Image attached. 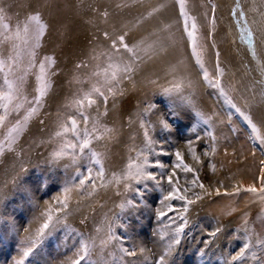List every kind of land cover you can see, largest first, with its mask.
I'll list each match as a JSON object with an SVG mask.
<instances>
[{
    "label": "rangeland",
    "instance_id": "374dc122",
    "mask_svg": "<svg viewBox=\"0 0 264 264\" xmlns=\"http://www.w3.org/2000/svg\"><path fill=\"white\" fill-rule=\"evenodd\" d=\"M103 1L105 3L102 0H0V7L5 10L3 15L7 18L5 22L13 27L29 15H41L48 27L40 40V46L36 49L37 60H42L45 56L55 59L49 78L51 87L37 114L27 121L11 145V150L5 144L4 151L0 153V264H20L21 261L23 264H74L85 244L93 249L92 254L82 260L81 264H160L159 258L165 252L155 250L154 246L166 249L168 240L165 237L162 240L160 232H171L181 221L177 219L176 223L172 224L167 217L161 220L158 213L162 210L167 212V204H171L178 212H183L182 201L161 203L163 197L171 190L166 177L173 172L176 173L174 183L178 179V187H187L189 191L186 195L194 202L188 205V211L184 213L187 224L181 234L180 243L175 245L171 254L166 257V264H264V245L260 243L264 241V202L244 191L248 187H264V164L261 163L264 161V145L251 138L249 125L235 109L225 103L219 91L204 82L196 58L192 55L176 0L174 2L181 30L187 41L188 53L201 81L205 84L204 94L212 99L216 110L222 115L220 122L223 130L214 129L210 123L199 122L197 109L204 110L206 107L203 104L198 103L201 107L198 105L196 110L178 107L176 104L172 108L169 101L171 94H165L159 89L172 86L174 80L179 77L175 72L176 68L171 66L170 55L167 53L169 50L165 52L166 46L172 48L171 39L162 34L163 29H159L156 32L159 39L155 43L141 44L142 48L153 46L147 52L145 63L150 61L158 65L162 79L158 90L156 87L149 91L158 93L155 99L148 100L151 105L150 113L148 110L147 113L142 110L141 104L144 103L143 106L146 107L147 101L141 102V99L137 98L139 84L142 86L137 72L139 67L133 74L135 85H130V80L124 79L115 97L109 94L106 106L98 99L97 105L86 109V112L95 117L97 109L100 113L107 111V115L100 117V122L112 131L92 144L93 150L102 157L107 180L112 178V173L118 174L119 169L125 168L129 157L135 158L144 148V129L140 126L143 122L155 141L154 148L158 153L150 156V161L159 160L165 164L164 178L160 179V186L153 181H147L146 184L133 182L131 188L126 189L123 183L114 182L113 198L110 189L108 194L105 187H99L97 181L95 192L88 195L91 184L87 183L85 190L81 191L76 174L79 172L87 176L86 168L92 167L94 176L98 166L90 164L87 157L78 164H74L68 157H53L54 150L60 144V140L54 135L58 130L59 119L73 111L66 105L77 98L81 89L88 90L97 79H103L93 77L92 73L107 66L106 57H100L99 60H94L93 57L97 55V48L103 47L107 52L111 39L119 36L116 34L110 40L105 37L98 39L99 33L102 32L104 36L105 22L115 30L121 29L127 38L129 32L134 31L133 27L140 28L139 22L144 25L149 20L153 24L163 21L160 14L162 1L145 0V11L136 14L134 23L129 21L130 28L125 20L127 16L123 14L125 18L116 19L119 15L117 10L106 5L109 0ZM210 1L212 9H215V20H218L216 0ZM91 2L96 6H92ZM114 4L115 1L112 5ZM226 8L227 13H230V4ZM218 14L221 17L219 12ZM222 15L225 20L224 13ZM168 23L170 18L165 17L164 25ZM126 42L131 45L130 41ZM225 44L229 45V41L226 40ZM214 52V67L210 79H219L241 110L252 116L250 105L244 100L246 97L234 92L235 82L239 80L234 73V67L227 58L222 61L221 54L219 53L217 58V52ZM142 53H139L140 56ZM217 59L223 69L222 77L217 73ZM81 62L87 64V67L78 69L76 65ZM77 79L81 83H77ZM2 80L0 75V85ZM35 88V77L29 76L24 85V93L30 100L36 94ZM259 96L258 101H253L256 115L252 118L264 130V100ZM257 106L263 109L258 110ZM27 107L28 105H25V108ZM23 114V109L13 112L8 118V126L22 118ZM161 120L168 123L167 129L161 127ZM80 126L84 127L82 120ZM209 131L215 136V140L208 136ZM223 133L228 135L224 139L220 138ZM3 136L4 133L0 130V140ZM67 139L74 137L69 136ZM177 151L185 157L183 162L193 169L192 172L186 173L175 167L179 163L175 156ZM149 170L160 178L159 168ZM194 178H198V184L204 185L203 189L191 184ZM65 187L71 188V191L65 193ZM238 189V195H233ZM66 196L68 208L64 209L60 202ZM197 196L200 198L197 199ZM126 200L133 201L136 206L125 204L124 209H121L120 205ZM105 202H110L111 206L104 205ZM51 207L55 209L49 214L47 209ZM49 215L58 222L54 224L51 220L49 228L45 230L46 235L40 236L39 229L47 222ZM175 216L177 212L169 213V217ZM109 224L116 240L112 245L101 247V241L106 239ZM166 225L169 227L166 228ZM217 229L220 231L213 237L211 233ZM92 232L96 236L92 237ZM34 236L39 238L35 240ZM142 240L149 252V256L144 255L146 259L139 252L142 246L138 245ZM30 241H35V245L31 254L25 257L23 253L29 247ZM249 241L251 248L245 258L233 262L232 257ZM122 247L134 254L120 252ZM252 253L260 259L253 260ZM75 257L77 258L74 259Z\"/></svg>",
    "mask_w": 264,
    "mask_h": 264
},
{
    "label": "snow or ice",
    "instance_id": "6c2138e0",
    "mask_svg": "<svg viewBox=\"0 0 264 264\" xmlns=\"http://www.w3.org/2000/svg\"><path fill=\"white\" fill-rule=\"evenodd\" d=\"M179 5L180 16L183 17L184 31L187 34L189 44L192 49V55L196 58V63L199 66L203 80L208 86L217 89L221 96H223L225 103L231 108L235 109L239 113L245 122L249 125L252 132V139L257 140L261 145H264V130L262 127L257 125L250 114L245 113L241 108L233 101L229 92L225 90L219 79H210L209 72L203 62L204 47L200 42V38L197 33L199 31L196 20L194 17H190L186 11V0H176ZM4 8L0 7V75H2V85H0V130L3 131V139L0 140V153L4 151V145L7 144L9 150L11 145L16 141L17 136L22 131L23 127L32 116L37 114L39 107L42 105L45 96L50 90V75L51 68L55 65V59L50 56H45L42 60H37L36 49L40 46V40L45 34L48 25L43 22L42 17L39 13L29 15L24 21L17 22L13 27L9 23L5 22L6 17L3 15ZM158 11V9H157ZM215 9L213 8V13ZM233 16L237 17L238 21L245 20V13L243 11L240 0H237L236 7L232 10ZM106 16L107 13H104ZM212 23H215V16L212 17ZM106 39H110L108 32L104 33ZM241 39L249 45V50L254 58H256V43L255 35L253 30L245 22L242 25ZM143 41L129 45L126 42V34L119 35L114 39H111V45L107 52H102L99 55L93 57L94 60H99L101 56L106 57L107 66L100 71H94L93 77L97 79L96 83H92L88 90L81 89L78 93L77 98H74L66 107L73 109L72 112L66 114L64 117L59 119L58 130L55 132V138L60 140L59 147L54 150L53 157L61 158L68 157L74 164H78L80 160L85 157L88 158L89 163L98 166L95 168V175L92 173L94 169L87 167V176H83L77 172L78 186L81 191H84V186L87 183L91 184V190L88 191V195H92L97 188V181H99V187H107L109 183L115 182L116 184L123 183L126 189H130L132 183L141 184L147 181H153L160 186V179H163V170L165 164L159 160L150 161V156L157 155L154 144L155 141L151 138L147 126L141 122V128L144 129V148L141 149L135 158L129 157L128 163L120 174L112 173L111 180H107L105 168L102 157L99 153L93 150V141H99L104 138L106 133H110L112 129H109L106 125H102L100 117L107 115L105 110L100 113L97 109V115L95 117L87 114L86 109H91L97 105V100H102L106 106L108 103L109 94L114 98L117 92L120 91V84L124 79L131 80L133 74L139 67V62L142 57L139 55L140 52L147 54L148 50L153 46L148 45L146 48H142L141 44ZM127 54V58H125ZM219 53H217V58ZM76 67H87V64L81 62ZM99 68L100 65H97ZM217 73L219 76H223V69L219 65L217 59ZM261 79L256 81L257 84L264 85V65L260 66ZM29 76H34L36 81L35 95L31 100L24 93V85L27 83ZM81 83L79 79L76 81ZM155 83V81H152ZM191 86V82L188 83ZM182 84L176 83L172 88H165L163 91L166 94L173 92H181ZM122 94V92H121ZM260 95L264 97V88H262ZM95 97V98H94ZM187 100L186 97H184ZM190 103V101H188ZM25 105H28L25 108ZM21 109L24 110L22 118H18L12 126H8L7 121L9 116L13 112H19ZM147 111V110H145ZM197 116L200 121L205 124L210 123L211 118H205L203 114L197 112ZM83 121L84 127L81 128L80 121ZM162 128L167 129L168 123L165 120L159 121ZM72 136L74 139H67ZM208 136L215 140V136L211 131L208 132ZM176 159L179 161L175 165L176 168L181 169L183 172H192L193 169L187 164H184L183 157L180 152L175 153ZM264 164V161L261 162ZM159 168L161 170V176L154 174L149 169ZM176 173H172L166 177L167 183L171 186V190L166 196L163 197L161 203L165 201H182L183 212H178L171 204H167V212L160 211L158 213L159 218L163 220L168 218L170 223L175 224L176 220L181 221L175 228L171 229V234L168 231L161 232V239L165 236L168 237L165 245L166 251L160 256V264H166V257L171 254L175 245L180 243L181 234L184 232V228L187 224V219L184 213L188 211V205H191L194 201L188 199L186 193L189 191L187 187H178L179 180L177 179L174 183V177ZM198 178H194L191 181L193 186H198L203 189L202 183H197ZM77 185H73L76 187ZM65 193H69L71 188L65 187ZM244 191L251 193L254 198L264 202V187L257 188L255 186L248 187ZM239 189L233 195H238ZM219 194V192H217ZM200 197L197 196V199ZM64 209L68 208V197L66 196L63 201L60 202ZM125 204L135 207L133 201L126 200L120 205L121 209H124ZM177 212V216L169 217V213ZM52 217L49 215L47 222H45L39 229V235H46L45 230L49 228ZM166 228L169 226L166 225ZM220 229L216 232L211 233L214 237ZM116 240L115 235L112 232L111 224L108 226L106 239L101 241V247H106ZM264 245V241H260ZM35 245V241L29 242V247L24 251L25 257L29 256L32 251V247ZM251 248V241L245 242L240 248L239 252L232 257V261L236 262L245 258L246 254ZM120 252L127 255H133L127 248H120ZM92 254V249L87 245H83L79 258L74 264H81L82 260H85ZM252 259H260L255 253H252ZM20 264H23L21 261Z\"/></svg>",
    "mask_w": 264,
    "mask_h": 264
},
{
    "label": "bare ground",
    "instance_id": "6f19581e",
    "mask_svg": "<svg viewBox=\"0 0 264 264\" xmlns=\"http://www.w3.org/2000/svg\"><path fill=\"white\" fill-rule=\"evenodd\" d=\"M113 1H115L114 5H112ZM159 1H162V5H163L161 12H160L163 21L162 22L161 21L154 22V24H153V22H151L149 20L144 25L139 22L140 28H138V27L134 28L133 27L134 31L129 32V36H127L126 40L130 41L131 45L139 43L141 41H143L142 45H146L148 42H154L155 43L156 40L159 39V36H157V34H156L157 30L163 29L162 34L164 36H167V38H170L171 39L170 44H172V48L169 45L165 47V52H166V50H169V52H167V53H169V55H170L169 57H170L171 66H173V68H176L175 72L177 74H179V77L174 80V83H172V86H164V87L160 88L159 86L162 83V79H161V75L158 71V65L153 64L150 61H147L145 63V61L147 59V54L145 52H143L142 56H141L142 60L140 61V65H139V68L137 70V72L139 73V79H140L139 81L142 82V86L139 84L140 91L136 92V93H138L137 98L141 99V102L147 101L146 102L147 104H145L147 109H146V107L143 106L144 103H142L141 104V106L143 107L142 110H144V111L148 110V112L150 113L151 105H150V103H148V100L155 99V97L158 95V93H156L153 90L151 92H149L151 89H154L157 87V90H158V87H159V89H161L162 92L165 93L163 91V89L172 88V87H174V84L180 83V84H182L181 92H179V93L173 92V93H171V96L169 98L170 103H172V108L174 106L178 105V107H182L185 109L191 108L190 110H192V109L196 110L198 105H199L198 103H201L206 108H203L204 110L197 109V112H200L201 114H203V116L205 118H211L210 124H212L214 126V129L221 128L223 130V126L220 122L222 115L216 110L212 99L209 96L207 97L204 94V89L206 88L205 84H203V82L201 81L200 74L198 73V71L194 67L192 59L188 53L187 41L184 38L182 30H181V23H180V19L178 17V14H177L176 4H175L174 0H159ZM102 2L105 3V1H103V0H102ZM236 2H237V0H216L215 8L217 9V15H218V16H216V19L220 20L224 25L220 21L215 20V23L213 26L212 18H211L213 16V9H212V4H211L210 0H186V11L190 17H194L196 20V23H197V26L199 29L197 35L200 38V42L203 44V47H204L203 62H204V65L209 72V76H210V74L213 73V67H214L213 61L215 58V52L214 51H216L217 53L221 54L222 61H223V59L227 58L229 60L230 65H232L234 67L233 68L234 73H235V75H237V77H239V80H238L239 83L237 80H236L237 82H235V88L236 89L234 92H236L238 94H242V96L246 97V99H244V100L248 101V103L250 105V109H251L250 112H251L252 116L254 117L255 104L253 101H255V102L258 101V99L260 97L259 96L260 92H261L262 88H264V85H260V84L256 83V81H258L262 78L259 67H260V64L262 65L264 63V0H240L243 11L245 13V20H241V21H238L237 17L233 16V14H232V10L236 7ZM91 3L93 6L94 3L93 2H91ZM91 3H90V6H91ZM229 4L231 6V10H230V13H227L226 7ZM94 5L96 6V4H94ZM106 5H109L110 7H114V9L117 10L119 15L116 19L125 18V17H123V14L125 16H127L128 20L126 18H125V20L129 26V28L131 26L130 22L134 23L136 21V14L142 13L146 9L145 0H109L106 2ZM220 6L222 8H220ZM101 7L103 8L102 4H101ZM105 8L108 9L109 7H105ZM123 10H125V11H123ZM222 10L224 12H222ZM218 12L220 13L221 17L219 16ZM222 13H224L225 20L222 19V16H223ZM165 17L170 18V23L166 24V26L164 25ZM103 18H104V16H103ZM107 20L110 21L109 19H106V21ZM125 20H123V22H125ZM245 22L253 30L254 35H255L256 53H257L256 58H254L252 56L251 51L249 50V45L244 40L241 39L242 25ZM106 23L107 22H105V24L103 26L106 28L105 32H108L110 34L111 38L116 34L117 35L118 34L123 35V32L121 29L115 30V28H112L113 27L112 25L110 27V25H107L109 23H107V24ZM226 29H227V33H226ZM163 31H165V32H163ZM227 34H228V37H227ZM101 37H104L102 32L97 35L98 39H100ZM162 38H163V36H162ZM228 38H229V40H228ZM110 39H108V40H110ZM226 40L229 41V45L225 44ZM102 52H105L103 47L96 49L97 55H99ZM101 57H104V56H101ZM152 81H155V83H152ZM158 82H159V84H158ZM189 82H191L190 87L188 86ZM135 84H136V82L134 81V78L132 77V79L130 80V85H135ZM155 84H157V85H155ZM144 91H145V94L143 95ZM184 97H186L187 100H185ZM263 100H264V97H263ZM188 101H190V103ZM263 105H264V101H263ZM194 106H195V108H194ZM257 108H258V106H257ZM261 109H263V108L262 107L258 108V110H261ZM146 113H147V111H146ZM256 119H258V118H256ZM199 122L202 123L200 121V118H199ZM258 122H260V121L258 120ZM226 136H228V135L227 134L225 135L223 133L220 138L224 139V137H226ZM223 139H221V140H223ZM182 154H183V152H182ZM187 161H189V160L187 159ZM174 169H176V168H174ZM122 170L123 169H119L118 174H120L122 172ZM111 179L112 178H110L109 180H111ZM114 187H115L114 182L109 183L108 186L105 187L106 192L108 194H110L109 193V189H110V191L112 192V194H110V195L113 198H115V193H114L115 191H113ZM121 195H124V194H121ZM229 204H230V202H229ZM104 205L111 206L110 202H105ZM51 208L47 209V212L49 214H51L54 211L53 209H55L54 207H51ZM52 222L55 224L58 221L56 222L55 219H52ZM104 225L107 226L108 224H104ZM169 234H171V232H169ZM222 235H223V232H222ZM91 236L93 237L96 235L93 233V235L91 234ZM34 238H35V240H37L39 237L34 236ZM165 238H168V237L165 236ZM143 240L140 242V244L138 246H140V247L142 246L144 249L141 247L139 252L143 256L145 255L147 257V256H149L148 255L149 252L146 248V245L143 244ZM93 245H95V244H93ZM90 247H92V246H90ZM154 248H156L155 250H162L164 252L166 251V249L158 248L156 245L154 246ZM77 257H75L74 259H76ZM146 257H145V259H146ZM61 259L64 260V258H61ZM128 261H130V260H128ZM64 263H67V262H62V264H64Z\"/></svg>",
    "mask_w": 264,
    "mask_h": 264
}]
</instances>
